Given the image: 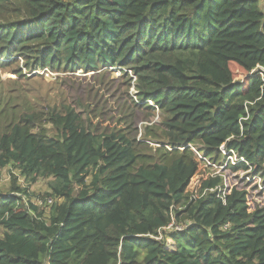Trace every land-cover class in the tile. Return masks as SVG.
<instances>
[{
    "label": "trees",
    "instance_id": "16d2710c",
    "mask_svg": "<svg viewBox=\"0 0 264 264\" xmlns=\"http://www.w3.org/2000/svg\"><path fill=\"white\" fill-rule=\"evenodd\" d=\"M262 1L0 0V69L59 74L65 97L0 92V264H264ZM112 69L137 102L108 107ZM40 179L46 217L22 199Z\"/></svg>",
    "mask_w": 264,
    "mask_h": 264
},
{
    "label": "rangeland",
    "instance_id": "374dc122",
    "mask_svg": "<svg viewBox=\"0 0 264 264\" xmlns=\"http://www.w3.org/2000/svg\"><path fill=\"white\" fill-rule=\"evenodd\" d=\"M262 5L264 6V0L262 1ZM20 61L19 68L23 73V76L26 77L25 80L20 79L19 81H16V75L14 74V67H9L6 68L5 70L0 69V92H2L5 98L9 99L13 104L21 103V96L18 94L20 91H23L26 95L29 96L28 100H36L38 99V104L42 105L44 107L47 104H55L59 105L62 104V100H65V97H62V84L61 83V78L59 74H54L49 71H28L25 70L22 67V61ZM229 69L232 73L234 81L238 82H244L246 80V77L248 75L240 69L238 66L230 63L229 64ZM257 71H263L262 68H257L253 71L254 74H257ZM106 77H104V86L99 87L102 90H106L107 93H109L110 98L108 102V107L112 106L113 97H120V98H125V91L128 93V96L130 97L131 100L137 99L135 97V91L133 89L132 82L130 83L129 89L127 88L126 85V80L121 79V71H118L116 69H112L109 71ZM73 77L79 81V80H85V79H90L92 76L90 74L85 75L82 73V71H77L75 74H72ZM128 77H131V74L128 73ZM134 80V79H133ZM17 82H20L24 84V90L21 89L19 85H17ZM92 83V81H86ZM31 85V91H29L28 87L26 86L27 84ZM72 82H70V85L72 86ZM65 88V86H63ZM98 89V88H97ZM95 89L94 91H96ZM37 96V99L35 98ZM11 98V99H10ZM136 102V101H134ZM158 113L156 112V116L153 118V122L158 121ZM139 137V136H138ZM155 146V145H153ZM191 151H193L195 154H199L198 149L191 147ZM221 152L223 155H225V161L229 163H236L234 156H227L226 152H223V149H221ZM217 168V167H216ZM223 167H219V169H215L217 172H222L223 173ZM13 174L17 177V185H24L23 181L19 179L18 173L13 172ZM234 173L231 174L229 172L228 175H225L226 177V184L227 185H237V180H234ZM248 175L247 173H239L238 174V179H243L250 181L249 186L247 187V190L249 192V203H250V208H252V205L255 203V201L258 200V195L256 194V191H254L251 186L253 184L251 183H256L257 179L252 178H247ZM47 180L40 179L35 183L34 185L29 187L28 190V196L24 197L22 196V199L24 200V203L28 205L29 203L37 206L39 209L42 210L43 215L46 217L49 212V205L46 204V200L51 199V198H46L45 194L48 192L47 189ZM11 185V178L8 169H4L1 172V179H0V188L2 192H7L8 188ZM239 185V184H238ZM264 189V188H263ZM252 191H254V195L252 194ZM7 195V193H6ZM256 195V196H255ZM44 199V200H43ZM180 226H172L170 225L165 229V231H169L172 229H179ZM2 234V230L0 228V236Z\"/></svg>",
    "mask_w": 264,
    "mask_h": 264
},
{
    "label": "built area",
    "instance_id": "2783aa9c",
    "mask_svg": "<svg viewBox=\"0 0 264 264\" xmlns=\"http://www.w3.org/2000/svg\"><path fill=\"white\" fill-rule=\"evenodd\" d=\"M135 101L137 102L136 98H135ZM149 104L152 106V103L151 102H149ZM232 156H234L236 163H237V161H240V162L243 161L242 159L237 158L234 154H232ZM232 164H235V163H232ZM261 188H264V185H262ZM52 203H53V200L52 199L46 200V204L47 205H51Z\"/></svg>",
    "mask_w": 264,
    "mask_h": 264
}]
</instances>
